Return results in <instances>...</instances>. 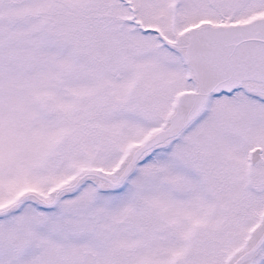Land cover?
Listing matches in <instances>:
<instances>
[{
	"label": "snow or ice",
	"instance_id": "6c2138e0",
	"mask_svg": "<svg viewBox=\"0 0 264 264\" xmlns=\"http://www.w3.org/2000/svg\"><path fill=\"white\" fill-rule=\"evenodd\" d=\"M0 264H264V0H0Z\"/></svg>",
	"mask_w": 264,
	"mask_h": 264
}]
</instances>
